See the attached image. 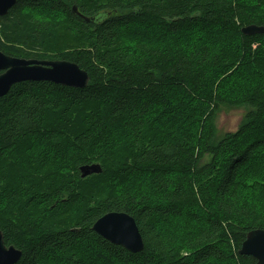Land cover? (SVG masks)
<instances>
[{
	"label": "trees",
	"instance_id": "trees-1",
	"mask_svg": "<svg viewBox=\"0 0 264 264\" xmlns=\"http://www.w3.org/2000/svg\"><path fill=\"white\" fill-rule=\"evenodd\" d=\"M40 8L24 29L26 10ZM0 25L36 50L14 55L65 60L89 77L82 89L22 82L0 98V231L6 247L22 252L17 264H254L238 251L249 231L264 230V214L255 194L243 197L240 180L264 193V175L252 172L264 167V44L251 48L264 34L241 29L264 27V0H16ZM149 27L173 41L122 45L126 33ZM60 43L74 50L48 53ZM231 80L240 90L227 96ZM223 107L244 114L221 134ZM168 108L186 118L164 135L159 124L174 118ZM34 138L51 156L4 163ZM90 165L100 172L81 178ZM252 175L262 182L251 184ZM146 178L151 193L139 181ZM109 212L135 220L142 252L92 231ZM171 224L177 234L165 230Z\"/></svg>",
	"mask_w": 264,
	"mask_h": 264
},
{
	"label": "water",
	"instance_id": "water-1",
	"mask_svg": "<svg viewBox=\"0 0 264 264\" xmlns=\"http://www.w3.org/2000/svg\"><path fill=\"white\" fill-rule=\"evenodd\" d=\"M16 0H0V18L6 16ZM72 13L86 22L97 23L96 18H86L77 12ZM245 36L264 34L263 26L249 25L241 29ZM50 82L71 88L82 89L88 85V74L76 64L65 60L22 59L9 56L0 51V98L19 82ZM81 178L100 172L98 165L83 166L79 169ZM92 231L108 243L119 246L131 254L143 251V239L135 220L126 213L109 212L98 218ZM240 256L251 257L254 264H264V230L249 231L238 251ZM22 252L12 246L6 247L0 231V264H17Z\"/></svg>",
	"mask_w": 264,
	"mask_h": 264
},
{
	"label": "rangeland",
	"instance_id": "rangeland-1",
	"mask_svg": "<svg viewBox=\"0 0 264 264\" xmlns=\"http://www.w3.org/2000/svg\"><path fill=\"white\" fill-rule=\"evenodd\" d=\"M44 11H42V8L37 9V10H26L23 19L26 20L25 23H23V28L27 29L29 26L28 23V19H30V17L34 16L35 14H42ZM49 17H59V15L48 12ZM27 23V24H26ZM30 27V26H29ZM150 30H153L151 32H148L146 34H140L142 33V31L139 30H134L132 32L126 33L121 41H122V45L124 47L127 48H133L135 46V44L137 42H146L149 44H153V45H157V46H167L169 43H171L173 41V38L169 35L166 34L165 31L158 29L159 31H155L156 28L153 27H149ZM161 31V32H160ZM22 32H20L21 34ZM21 37L22 34H21ZM22 40H17L14 39L12 37L8 36V33L5 32V27H3L2 25H0V47L2 48V52H7L10 54L9 55H13V57L16 56V58H22V59H32V58H27L24 56H17L14 55L15 53H20V52H24L26 54H31L33 52H35L36 50L32 49V48H27L24 44H21ZM261 44H264V40H258L255 41L252 45V49L256 50L260 47ZM264 46V45H263ZM241 48V44H237L236 46H233V49L239 50ZM56 50L54 52H48V53H68L74 50V46H72L71 44H67V43H60L56 48ZM244 52L240 53V56L243 58V56L245 55L246 52V48H243ZM12 53V54H11ZM57 54L56 58H59V55ZM53 57L56 56L55 54L52 55ZM51 58V57H50ZM55 58V59H56ZM240 62V61H239ZM231 87L228 86L224 87L223 91L224 94L228 96L227 94V90L230 91V93H232V91H238L240 90V85H236L234 83V80H231L230 82ZM171 111V115L174 116V118L171 120V124H165V125H160L159 124V128H160V132L163 133L164 135H167L169 131L174 130L176 128L177 125L183 123L185 121V116H180L178 115L179 112L172 110L170 108H168V112ZM244 114V109H230L227 107H223L221 108V110L219 111L218 115H217V119H216V127L219 133H226L229 131H234L240 120L242 119V116ZM25 144V143H23ZM23 144H21L20 146H23ZM27 145V144H26ZM46 146L44 145L43 141L41 138H34L32 140L29 141L28 146L23 150V153L19 152V153H11L9 156H7L6 159H4V163H14V164H25V157L28 158L29 162L33 163L35 161H38L41 157H42V151L46 152L45 156H51V154L49 155V151L46 150L45 148ZM263 158V154L262 152L259 155V158H254L251 160V162L246 166V168H251L253 167L256 163H258L261 159ZM208 159H204L202 161V164H205L207 162ZM68 167H70V165H68L67 167H64L65 169H68ZM244 169V174L245 171V167L243 166ZM264 167L261 165L256 166L255 170H253L252 172L256 175H259L258 178L260 177V175H264ZM67 177H70L71 179H74V177H71V172L67 171L66 172ZM136 179H141V178H136ZM148 179V178H146ZM149 180V179H148ZM250 180H251V184L254 185V182H262L260 181V179H254L253 175L250 176ZM141 182V186L145 187L146 189L144 190L145 193H151V189H150V184L151 181L149 180L148 183H145L144 180H139ZM133 186L135 187L136 185L133 184ZM240 187L242 190H240L241 194H243L242 196L245 199H248L249 196L255 194V201L257 203V205H259L260 210L263 212L264 214V193H261L260 191H256V193H251L250 190H245L246 188V183L244 179L240 180ZM260 190V189H259ZM36 215L39 213V206H36L34 208V210H36ZM185 223H181V226H184ZM175 224H171L169 226H167V228L165 229L168 232H172L177 234V229L180 227H175ZM101 261V260H99ZM210 264H218L216 263H210Z\"/></svg>",
	"mask_w": 264,
	"mask_h": 264
},
{
	"label": "bare ground",
	"instance_id": "bare-ground-1",
	"mask_svg": "<svg viewBox=\"0 0 264 264\" xmlns=\"http://www.w3.org/2000/svg\"><path fill=\"white\" fill-rule=\"evenodd\" d=\"M1 52H2V51H1ZM22 82H24V81H22ZM22 82H19V83H22ZM19 83H18V84H19Z\"/></svg>",
	"mask_w": 264,
	"mask_h": 264
},
{
	"label": "flooded vegetation",
	"instance_id": "flooded-vegetation-1",
	"mask_svg": "<svg viewBox=\"0 0 264 264\" xmlns=\"http://www.w3.org/2000/svg\"><path fill=\"white\" fill-rule=\"evenodd\" d=\"M40 60V59H39Z\"/></svg>",
	"mask_w": 264,
	"mask_h": 264
}]
</instances>
